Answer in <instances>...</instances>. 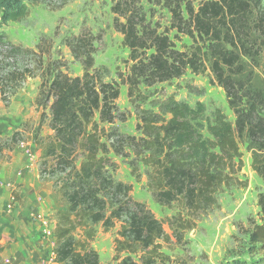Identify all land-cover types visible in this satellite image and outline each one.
<instances>
[{"label": "trees", "instance_id": "16d2710c", "mask_svg": "<svg viewBox=\"0 0 264 264\" xmlns=\"http://www.w3.org/2000/svg\"><path fill=\"white\" fill-rule=\"evenodd\" d=\"M27 1L0 0V29L8 22L27 17ZM60 1L56 8L64 3ZM263 2L205 1L196 11L189 3L186 19L181 15L180 1L170 5L174 28L206 42L203 52L198 47L191 52L176 50L166 34L150 27L134 1L117 0L110 7L114 27L122 34V45L129 51L131 65L121 81L126 84L135 109L136 136L104 127L123 113L115 102L118 84L104 81L103 72L107 69L94 66L96 36L82 31L63 39L82 67L81 75L75 76L64 72L57 60L43 66L42 56L49 55L50 48L43 50L40 43L36 46L38 52L7 44V57L15 55L13 52L34 55L41 63L39 68L42 67L36 97L42 113L33 142L40 151L39 179L50 181L64 203L55 212L52 253L56 264H100L98 253L91 246L96 226L108 231L116 222H120L114 239L113 259L117 264H169L170 256L162 250L164 244L185 242V232L192 230L196 220L217 205V191L237 181L235 176L242 167L241 142L246 143L251 154L252 170L264 183V118L247 117L234 97L237 91L232 95L233 86H243L242 74L249 64L245 59L257 65L259 55L255 48L261 46L257 39L248 40L247 36L252 31L249 28L252 21L264 42ZM5 36L0 30V42ZM206 63L227 92L234 122L220 110L214 112L212 120L205 118L203 103L196 102L192 107L173 94L153 102L156 111L141 106L146 100L140 92L141 84L167 82L182 76L186 69L197 74ZM29 66L7 72L0 81L9 80L2 86L21 83L27 75L32 76L33 69ZM250 77L247 72L246 81ZM249 90L255 92L252 86ZM137 96H142L138 103ZM133 97L136 99L132 100ZM254 102L247 105L251 114L256 110ZM46 112L51 134L42 136L40 128ZM18 134L0 137V163L9 162L10 152L19 141ZM127 145L134 156L132 173L137 174L139 163L146 167V186L152 199L161 207L174 203L181 206L164 221L156 218L145 203L133 199L131 184L116 181L111 175L116 163L110 152L122 155ZM257 204L260 216L258 221L249 219L248 243L249 251L262 255L259 261L264 264V193L258 194ZM225 264L247 263L233 260Z\"/></svg>", "mask_w": 264, "mask_h": 264}, {"label": "rangeland", "instance_id": "374dc122", "mask_svg": "<svg viewBox=\"0 0 264 264\" xmlns=\"http://www.w3.org/2000/svg\"><path fill=\"white\" fill-rule=\"evenodd\" d=\"M28 0V15L21 21L8 22L0 30L6 35L0 42V79L15 67L20 69L30 65L32 76L27 75L21 83H11L3 87L0 81V137L7 138L19 132L18 143L10 152L9 162L0 163V264H56L53 261V230L55 212L64 207L58 192L50 181L39 179L38 158L40 151L33 142L36 127L41 119L42 109L37 104V94L41 82L42 67L34 55L15 53L7 57L8 43L21 45L36 52L38 43L45 50L50 48L49 55L44 54L42 60L47 63L57 60L61 69L69 76L81 75L80 63L73 59L68 47L63 43L65 37L77 35L82 31L96 36L94 41V66L107 69L103 80L117 83L119 96L116 105L123 116H118L112 124H104L106 129H116L119 134L136 136L137 117L131 99L127 95V86L121 81L126 77L131 61L129 51L122 45V34L113 24L114 14L110 7L117 0ZM134 1L146 22L158 33H164L173 43V47L181 52H191L201 48L205 50L201 38H191L186 32H178L174 28L169 6L180 1L183 19L188 17L189 3L196 11L201 3L216 0H131ZM264 3V2H263ZM255 13V12H254ZM185 27V26H184ZM249 39H257L258 53L255 61L245 59L247 72L251 77L247 80L245 71L241 79L243 86L232 87V95L237 91V103L244 109L247 117L264 118V42L250 21ZM258 36V37H256ZM251 40L250 43L253 41ZM228 49L230 46L228 45ZM200 73L186 69L182 76L151 86L140 85V92L146 100L141 102L143 108L156 111L153 102L173 94L177 100H183L194 107L196 102L205 106V118L213 119L214 112L220 110L229 121L235 116L229 108L226 90L215 80L212 72L205 64ZM251 70V72H249ZM241 75V76H242ZM255 88V95L249 87ZM3 91V92H2ZM4 93V95H3ZM252 95V96H251ZM233 97V96H232ZM136 99L135 97L132 100ZM142 96H137V103ZM255 103V111L251 114L249 102ZM248 113H250L248 115ZM48 113L40 128V135L51 134L47 125ZM242 153V167L236 174L237 181L222 186L217 191V205L196 220V226L186 231L182 244H164L163 251L170 256L169 264H225L233 260H242L247 264H260L262 255L253 254L248 243V231L251 228L249 219L259 220L260 208L257 204L258 194L264 193V183L251 168V154L246 143L239 144ZM116 168L111 175L114 180L132 185L130 192L133 199L143 202L156 218L164 221L175 214L181 206L174 203L170 207L159 206L146 186V167L139 163L137 174L132 173L131 161L134 159L132 148L125 146L124 153L117 155L110 152ZM120 222L108 231L101 225L96 226V233L91 242L98 253L100 264H117L113 259L114 239L117 236ZM167 232L169 228L164 224Z\"/></svg>", "mask_w": 264, "mask_h": 264}]
</instances>
